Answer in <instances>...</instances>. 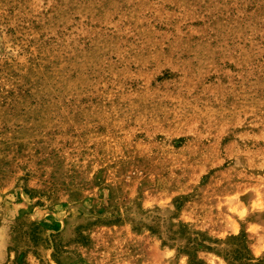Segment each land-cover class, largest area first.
Returning a JSON list of instances; mask_svg holds the SVG:
<instances>
[{
	"label": "rangeland",
	"instance_id": "374dc122",
	"mask_svg": "<svg viewBox=\"0 0 264 264\" xmlns=\"http://www.w3.org/2000/svg\"><path fill=\"white\" fill-rule=\"evenodd\" d=\"M0 264H264V0H0Z\"/></svg>",
	"mask_w": 264,
	"mask_h": 264
}]
</instances>
